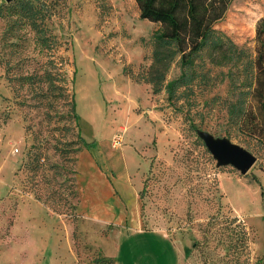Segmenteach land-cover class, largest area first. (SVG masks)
Returning a JSON list of instances; mask_svg holds the SVG:
<instances>
[{"label":"rangeland","instance_id":"374dc122","mask_svg":"<svg viewBox=\"0 0 264 264\" xmlns=\"http://www.w3.org/2000/svg\"><path fill=\"white\" fill-rule=\"evenodd\" d=\"M34 1L60 41L52 50L57 64L65 58L59 66L73 74L68 91L86 141L75 157L77 189L80 152L121 180L125 167L133 168L130 175L144 183L141 225L153 229L114 226L85 215L78 204L71 218L32 197L29 174L19 166L31 133L47 135L52 123L45 122L46 111L61 113L63 98L41 77L34 84L17 79L42 73L49 50L34 46L27 25L16 30L19 22L0 14V264H108L95 261L105 253L112 264H262L264 66L245 94L241 124L228 127L229 81L218 71L244 79L237 65L215 67L202 51L197 67L204 73L184 96L168 101L163 90L151 93L123 70L134 73L148 64L147 38L158 26L138 16L134 0ZM263 13L264 0H230L214 27L253 56L254 26ZM177 70L171 62L165 78ZM220 137L253 155L244 172L217 163L204 138Z\"/></svg>","mask_w":264,"mask_h":264},{"label":"trees","instance_id":"16d2710c","mask_svg":"<svg viewBox=\"0 0 264 264\" xmlns=\"http://www.w3.org/2000/svg\"><path fill=\"white\" fill-rule=\"evenodd\" d=\"M134 1L138 16L156 22L158 26L147 38L149 53L143 55V58H148V64L134 73L126 68L123 69L124 72L135 81L146 82L151 93L163 90L165 99L170 101L184 96L190 90L191 83L204 73L197 67V58L202 51L206 52L208 62L215 67L237 65L244 74V79L231 76L229 70L224 73L219 69L218 73L225 74L229 81L227 126L238 128L241 119L246 115L245 94L249 91L255 72L264 66V13L257 18L254 26L255 53L251 56L244 47L237 46L227 34L214 27V22L222 17L230 0ZM37 3L34 0L6 1L0 4V14L13 16L19 22L16 30L27 25L32 31L34 46L39 45L49 50L45 61L48 65L43 67L42 73H20L17 79H28L29 83L34 84L36 77H41L46 82V89H56L57 94L62 96L64 108L61 113L52 114L46 111L44 120L52 125L46 127L47 135H41L40 129L31 133V140L19 169L29 174V190L33 198L54 212L74 218L79 198L75 182V157L86 141L79 133L74 94L72 90L68 91L73 74L68 77L59 66L66 62L65 58H59L57 64L52 50L60 41L47 29L42 14L37 15ZM171 62L176 63L178 70L174 76L166 79ZM207 70L206 68L205 71ZM62 119L63 122L59 123ZM249 128L252 130L254 126ZM225 132L227 135L228 130ZM143 188L142 182L138 189L139 197L142 196ZM142 211L143 202L140 201L139 215ZM212 218L213 214L206 223ZM241 239L243 246L247 248V233L244 229H241ZM95 261L111 264V259L107 256Z\"/></svg>","mask_w":264,"mask_h":264},{"label":"crops","instance_id":"0c3cea01","mask_svg":"<svg viewBox=\"0 0 264 264\" xmlns=\"http://www.w3.org/2000/svg\"><path fill=\"white\" fill-rule=\"evenodd\" d=\"M77 162L83 168L77 206L85 215L114 226H123L125 229L132 228L135 231L153 229L144 228L141 225L138 196L141 181L140 179L136 181L134 176L130 175L133 168L130 170L128 166L125 167L124 180H121L119 177L109 176L106 171H102L92 158L83 152L79 153ZM106 255L111 259L112 264V258L109 254L105 253ZM261 260L264 264L263 255H261Z\"/></svg>","mask_w":264,"mask_h":264},{"label":"water","instance_id":"95a60500","mask_svg":"<svg viewBox=\"0 0 264 264\" xmlns=\"http://www.w3.org/2000/svg\"><path fill=\"white\" fill-rule=\"evenodd\" d=\"M204 141L218 164L229 163L240 172H244L254 159L253 155L247 149L228 141L225 137H220L217 141H208L204 138Z\"/></svg>","mask_w":264,"mask_h":264}]
</instances>
